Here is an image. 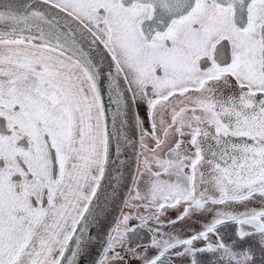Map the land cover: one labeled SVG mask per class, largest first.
Wrapping results in <instances>:
<instances>
[{
	"label": "snow or ice",
	"instance_id": "6c2138e0",
	"mask_svg": "<svg viewBox=\"0 0 264 264\" xmlns=\"http://www.w3.org/2000/svg\"><path fill=\"white\" fill-rule=\"evenodd\" d=\"M0 264H264V0H0Z\"/></svg>",
	"mask_w": 264,
	"mask_h": 264
}]
</instances>
